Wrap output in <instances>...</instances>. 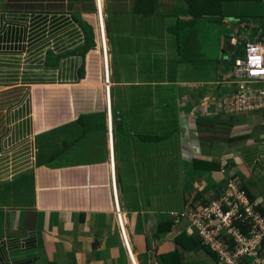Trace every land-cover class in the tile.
Listing matches in <instances>:
<instances>
[{"label": "crops", "instance_id": "crops-1", "mask_svg": "<svg viewBox=\"0 0 264 264\" xmlns=\"http://www.w3.org/2000/svg\"><path fill=\"white\" fill-rule=\"evenodd\" d=\"M189 1L0 0V264H218L173 214L264 210V107L228 106L264 0Z\"/></svg>", "mask_w": 264, "mask_h": 264}, {"label": "built area", "instance_id": "built-area-1", "mask_svg": "<svg viewBox=\"0 0 264 264\" xmlns=\"http://www.w3.org/2000/svg\"><path fill=\"white\" fill-rule=\"evenodd\" d=\"M99 31L105 51L101 17ZM243 48V56H236L231 66L230 76L236 93L230 98L228 106L234 111L264 107V33L259 40L247 42ZM252 56H259L261 63L253 64ZM255 85L259 88L253 91ZM112 182L115 187L114 178ZM114 197L119 226L128 247L116 192ZM173 218L174 223L184 219L190 223L202 244L215 255L218 264H264V213L257 210L256 204L237 182L228 180L216 198L196 209L173 214Z\"/></svg>", "mask_w": 264, "mask_h": 264}, {"label": "clouds", "instance_id": "clouds-1", "mask_svg": "<svg viewBox=\"0 0 264 264\" xmlns=\"http://www.w3.org/2000/svg\"><path fill=\"white\" fill-rule=\"evenodd\" d=\"M233 44H235V41L233 40L232 42ZM251 62L255 65H259L261 63V58L259 56H252L251 57ZM118 199V198H117ZM115 201V200H114ZM118 219V218H117ZM119 223V222H118ZM124 239V238H123ZM126 244V243H125ZM127 246V245H126ZM129 248V245H128Z\"/></svg>", "mask_w": 264, "mask_h": 264}, {"label": "trees", "instance_id": "trees-1", "mask_svg": "<svg viewBox=\"0 0 264 264\" xmlns=\"http://www.w3.org/2000/svg\"><path fill=\"white\" fill-rule=\"evenodd\" d=\"M189 2L194 6V3H193L192 0H190ZM113 115H114L113 122H116V120H115L116 111H114V114ZM256 208H257L258 211H261L262 213H264V210L260 209L258 206H256Z\"/></svg>", "mask_w": 264, "mask_h": 264}, {"label": "water", "instance_id": "water-1", "mask_svg": "<svg viewBox=\"0 0 264 264\" xmlns=\"http://www.w3.org/2000/svg\"><path fill=\"white\" fill-rule=\"evenodd\" d=\"M244 48H242L239 52H238V54H237V57H242L243 56V54H244Z\"/></svg>", "mask_w": 264, "mask_h": 264}]
</instances>
